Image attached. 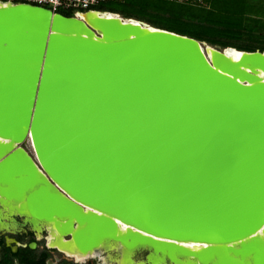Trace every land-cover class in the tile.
<instances>
[{
    "label": "water",
    "instance_id": "95a60500",
    "mask_svg": "<svg viewBox=\"0 0 264 264\" xmlns=\"http://www.w3.org/2000/svg\"><path fill=\"white\" fill-rule=\"evenodd\" d=\"M80 14L0 0V193L32 220L14 217L81 252L264 264V51Z\"/></svg>",
    "mask_w": 264,
    "mask_h": 264
},
{
    "label": "trees",
    "instance_id": "16d2710c",
    "mask_svg": "<svg viewBox=\"0 0 264 264\" xmlns=\"http://www.w3.org/2000/svg\"><path fill=\"white\" fill-rule=\"evenodd\" d=\"M195 1L114 0L94 10L135 18L220 48L264 51V0H205V5ZM59 13L72 16L67 11ZM34 257L27 251L21 263L32 264ZM1 264H12V256L6 255Z\"/></svg>",
    "mask_w": 264,
    "mask_h": 264
},
{
    "label": "flooded vegetation",
    "instance_id": "af4514ba",
    "mask_svg": "<svg viewBox=\"0 0 264 264\" xmlns=\"http://www.w3.org/2000/svg\"><path fill=\"white\" fill-rule=\"evenodd\" d=\"M6 203V202H5ZM18 203L11 202L9 204H5L4 206L0 204V264L3 262V259L6 255L12 256V264H22L21 258L27 251H31L35 257L34 262L32 264H52V261L49 259L46 251H38L36 249V244L40 240L44 242V246L48 249L54 250L57 253L66 257L69 262L65 264H91L89 263V259L96 256L97 253L93 255L87 254L82 260L75 258L72 254H67L63 250L57 247V245H50L48 243V236L50 234V230L46 225L42 223L39 224V229H46L42 233L33 230L29 225H25L23 223V218L20 216H9L11 212H15L16 209L13 207L17 206ZM11 211V212H10ZM12 219L15 221V225H12ZM56 231V229H55ZM57 233V232H56ZM63 242L67 244L66 241H71L69 237L62 238ZM117 250L113 248L112 252L117 253ZM136 252V251H135ZM125 253L124 254V263L123 264H143L144 261L137 262L134 260L133 255L135 254ZM120 260L121 255H116ZM145 254L140 257L144 258ZM182 260V259H181ZM168 261V260H167ZM183 261V260H182ZM119 264V263H117ZM158 264H171V262L166 263H158Z\"/></svg>",
    "mask_w": 264,
    "mask_h": 264
},
{
    "label": "bare ground",
    "instance_id": "6f19581e",
    "mask_svg": "<svg viewBox=\"0 0 264 264\" xmlns=\"http://www.w3.org/2000/svg\"><path fill=\"white\" fill-rule=\"evenodd\" d=\"M97 15H100V13H90V14H80L79 16L81 18H84L85 20H88V19H91L92 17H95ZM104 16L106 15H111L110 13H105L103 14ZM212 45L210 44H207V43H204L202 44V47L207 49L208 53L210 54L211 51H212ZM228 52H232V53H235L234 50H229L227 49ZM235 55H240L239 53H235ZM7 142L6 139L4 138H1L0 137V143H5ZM26 144H28L29 146V149H30V145L29 143L27 142ZM25 197H26V193L25 195L22 197V199L18 200V201H15L13 198L11 199H6L3 195H1L0 193V204H2L3 206L6 204H9L11 202H14V203H18V205L15 207H13L14 209H16L15 212H11V214L9 216H14L16 214H21V215H24L26 217V220H29L31 219V217L29 216L28 214V211L26 209V206L24 205V200H25ZM6 202V203H5ZM22 205V206H21ZM84 209H90L88 211H95V210H92L90 207H87L85 206ZM116 223L118 224L117 225V232H116V235H121L122 233H124V231H126V229H133V227L129 226L128 224L126 223H123L122 221H120L119 219L117 218H114ZM32 220V219H31ZM12 221V225L14 226L15 225V221L14 219L11 220ZM33 228L36 229V231L38 232H41L42 229H39V224H43V225H46L49 230H50V234L48 236V243L52 246L54 245H57L58 248H60V250H63L64 252H66L67 254H72L75 258L77 259H80L82 260L84 258V256L87 254L89 255H93L95 253H97V251H99L100 249L98 247H95L93 250L89 251V252H81L79 250V248L75 245V243L73 242V240L69 237V239L71 241H66L67 244H65L62 240V238H64V234L60 233L57 229H56V226H55V220H52V221H46V220H43V219H33ZM56 229V231H55ZM57 232V233H56ZM256 236L260 237L263 241H264V226L260 227L257 231V233L255 234ZM158 239H161V238H158ZM176 243H178L180 245V247L188 250V251H192V252H197L198 249H200V247H202L203 245L205 244H202V243H195V242H191V241H174ZM110 245L112 248H115L117 251V254L121 255V258L120 260H118V263L119 264H123L124 263V254L126 253H131L133 254L135 251L137 250H143L144 248H146L147 246L144 244L143 246H139V245H135L132 247V249H127L121 242H119L118 240H112L110 241ZM136 253V252H135ZM158 256V255H157ZM193 255H185V254H182V253H179L176 255L177 259H182L183 260V263H187V261L189 262H193V264H200L196 259H194L192 257ZM168 259L165 257H163V263H166L168 262L167 261ZM170 262V261H169ZM160 263V261L156 262V264ZM172 263V262H171ZM136 264V262L134 263ZM143 264H150V263H147V261H145ZM189 264V263H188Z\"/></svg>",
    "mask_w": 264,
    "mask_h": 264
},
{
    "label": "built area",
    "instance_id": "2783aa9c",
    "mask_svg": "<svg viewBox=\"0 0 264 264\" xmlns=\"http://www.w3.org/2000/svg\"><path fill=\"white\" fill-rule=\"evenodd\" d=\"M14 3H27L32 5L41 6L51 10L54 13L60 11L71 12L72 15L94 10V7L106 1L114 0H3ZM120 1V0H115Z\"/></svg>",
    "mask_w": 264,
    "mask_h": 264
},
{
    "label": "rangeland",
    "instance_id": "374dc122",
    "mask_svg": "<svg viewBox=\"0 0 264 264\" xmlns=\"http://www.w3.org/2000/svg\"><path fill=\"white\" fill-rule=\"evenodd\" d=\"M179 1H183V2L190 1L191 3L196 2L195 0H179ZM205 2H206L205 0H197V3L198 4L205 5L206 4ZM204 42L207 43V44H209L206 41H204ZM24 146L26 147V149L29 150L28 144H26ZM36 249L39 252L40 251H46V253L49 256V259L52 261V264H65V263L69 262V260L66 257H64L63 255L57 253L54 250H51V249L46 248L44 246V242L42 240H40L39 242H37ZM105 250L106 249H100L99 251H97L96 256L89 259V263H91V264H117L118 263V258L117 257L114 258V256H115V254L116 255H118V254L117 253H113L112 250L111 251H105ZM143 255H144V252H141V253L138 252V253H136V254L133 255V258L137 262H140V261H144L145 262V259L144 258H140Z\"/></svg>",
    "mask_w": 264,
    "mask_h": 264
}]
</instances>
